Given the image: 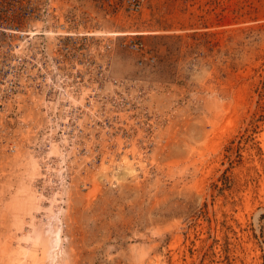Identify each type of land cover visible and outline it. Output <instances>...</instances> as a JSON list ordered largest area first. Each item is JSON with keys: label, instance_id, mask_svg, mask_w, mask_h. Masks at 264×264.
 I'll return each mask as SVG.
<instances>
[{"label": "rangeland", "instance_id": "rangeland-1", "mask_svg": "<svg viewBox=\"0 0 264 264\" xmlns=\"http://www.w3.org/2000/svg\"><path fill=\"white\" fill-rule=\"evenodd\" d=\"M107 5L0 102V264H264V0Z\"/></svg>", "mask_w": 264, "mask_h": 264}, {"label": "built area", "instance_id": "built-area-1", "mask_svg": "<svg viewBox=\"0 0 264 264\" xmlns=\"http://www.w3.org/2000/svg\"><path fill=\"white\" fill-rule=\"evenodd\" d=\"M144 1L108 0L107 6L112 10L122 8L137 10L141 8ZM72 10L73 0H63L62 3L61 0H0V61H12L1 64L3 69L0 71L3 70L6 74L0 75V102L2 98L6 101L11 100L15 90L21 85L20 80L13 78L15 77L13 75L36 74L32 73L31 69L34 63L26 67L29 60L35 61L42 57L46 63L49 58L47 46L44 43L36 46L38 50L36 52H29L26 48L32 47V41L28 38L32 29L48 28L51 32H54L52 29H59L60 36L57 39L59 49L55 47L54 51H58L50 54L49 59L54 61V56L59 58L60 55L68 53L74 34L69 30L72 24ZM14 34L19 36L17 42L12 41ZM129 45L134 50H141L143 47L142 42L133 40L129 42Z\"/></svg>", "mask_w": 264, "mask_h": 264}]
</instances>
